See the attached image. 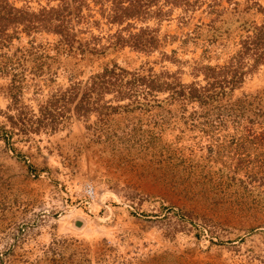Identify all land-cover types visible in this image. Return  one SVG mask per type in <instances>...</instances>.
I'll list each match as a JSON object with an SVG mask.
<instances>
[{
	"label": "rangeland",
	"instance_id": "374dc122",
	"mask_svg": "<svg viewBox=\"0 0 264 264\" xmlns=\"http://www.w3.org/2000/svg\"><path fill=\"white\" fill-rule=\"evenodd\" d=\"M115 1L0 0V264H264V0Z\"/></svg>",
	"mask_w": 264,
	"mask_h": 264
},
{
	"label": "trees",
	"instance_id": "16d2710c",
	"mask_svg": "<svg viewBox=\"0 0 264 264\" xmlns=\"http://www.w3.org/2000/svg\"><path fill=\"white\" fill-rule=\"evenodd\" d=\"M115 3V10H120L121 13L127 11V7H123V5H121V0L115 1ZM7 14L8 13L5 12V4L0 3V28H4L9 23L15 21L16 18L12 19L10 15ZM253 28L255 33L253 36H249L246 39V48L247 50H252L254 52L256 60H262L264 58V23L259 26H253ZM114 69L115 68L104 70L103 72L92 76L89 87L85 88L81 93L79 92L77 85H71L65 91H59L54 94L45 102V104L39 106L40 115L37 116L36 120L31 123L30 128H32V124H36L35 127H33L34 130H37L38 127L45 124L55 127L58 116L60 118L64 117L66 111L70 109V104L77 98L78 103L76 102L75 105L76 111L91 109L92 107L83 109L84 104L89 103V97L93 90L102 87L105 88L108 83L112 82V78H114L112 76L114 74ZM19 119L20 121H23L22 118L19 117ZM20 124L23 125L22 123ZM24 124L26 125L27 122Z\"/></svg>",
	"mask_w": 264,
	"mask_h": 264
}]
</instances>
